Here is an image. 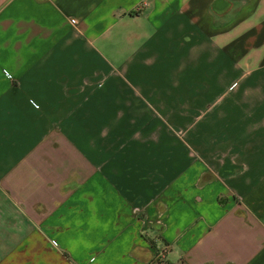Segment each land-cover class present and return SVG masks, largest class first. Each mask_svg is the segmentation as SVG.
Returning a JSON list of instances; mask_svg holds the SVG:
<instances>
[{"label": "crops", "instance_id": "1", "mask_svg": "<svg viewBox=\"0 0 264 264\" xmlns=\"http://www.w3.org/2000/svg\"><path fill=\"white\" fill-rule=\"evenodd\" d=\"M264 264V0H0V264Z\"/></svg>", "mask_w": 264, "mask_h": 264}, {"label": "trees", "instance_id": "2", "mask_svg": "<svg viewBox=\"0 0 264 264\" xmlns=\"http://www.w3.org/2000/svg\"><path fill=\"white\" fill-rule=\"evenodd\" d=\"M165 264H176V263H174L172 261H167V262H165Z\"/></svg>", "mask_w": 264, "mask_h": 264}]
</instances>
